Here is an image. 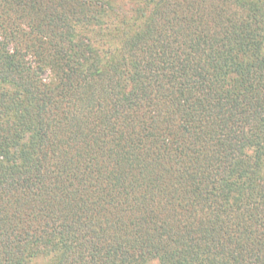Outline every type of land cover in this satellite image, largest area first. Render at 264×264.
I'll return each mask as SVG.
<instances>
[{
	"label": "trees",
	"instance_id": "obj_1",
	"mask_svg": "<svg viewBox=\"0 0 264 264\" xmlns=\"http://www.w3.org/2000/svg\"><path fill=\"white\" fill-rule=\"evenodd\" d=\"M262 3L0 0V264H264Z\"/></svg>",
	"mask_w": 264,
	"mask_h": 264
},
{
	"label": "rangeland",
	"instance_id": "obj_2",
	"mask_svg": "<svg viewBox=\"0 0 264 264\" xmlns=\"http://www.w3.org/2000/svg\"><path fill=\"white\" fill-rule=\"evenodd\" d=\"M260 1H261V3H262L264 0H260ZM262 4H264V2H263Z\"/></svg>",
	"mask_w": 264,
	"mask_h": 264
}]
</instances>
